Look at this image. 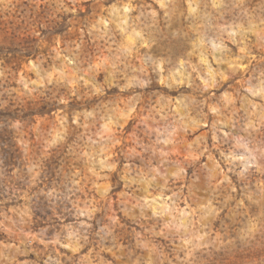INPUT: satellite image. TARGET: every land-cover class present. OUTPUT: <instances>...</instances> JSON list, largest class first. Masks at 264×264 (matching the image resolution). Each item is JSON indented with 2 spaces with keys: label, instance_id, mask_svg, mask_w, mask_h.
I'll list each match as a JSON object with an SVG mask.
<instances>
[{
  "label": "rangeland",
  "instance_id": "374dc122",
  "mask_svg": "<svg viewBox=\"0 0 264 264\" xmlns=\"http://www.w3.org/2000/svg\"><path fill=\"white\" fill-rule=\"evenodd\" d=\"M0 264H264V0H0Z\"/></svg>",
  "mask_w": 264,
  "mask_h": 264
},
{
  "label": "bare ground",
  "instance_id": "6f19581e",
  "mask_svg": "<svg viewBox=\"0 0 264 264\" xmlns=\"http://www.w3.org/2000/svg\"><path fill=\"white\" fill-rule=\"evenodd\" d=\"M194 47L197 49V52H199L198 53V56H199V62L200 63H204V64H206L207 66H209L208 68L210 69V64H209V57H207V52H206V49H205V47L203 46V44H202V41H200V42H198L197 44H195L194 45ZM193 53V55L194 54H196L195 53V50L192 52ZM191 58V57H190ZM214 60L216 61V62H221L222 60L221 59H219V58H214ZM180 65H182V67H180V70H177L176 72H174V73H172L171 72V80L173 81V82H175V81H177V83H178V81H183V82H185L184 80H186V83L189 85V86H191V82L193 81V82H197V80L196 79H193V77L187 72V70H186V68H185V66H184V64H180ZM200 65V64H199ZM203 66V65H202ZM198 67V66H197ZM161 70H164V68H162V66H160L159 67ZM207 68V67H206ZM195 71H198V75H202V74H200L201 73V70H200V72H199V69L200 68H193ZM231 71L233 72V74H236V73H238L239 72V69L237 68V67H233L232 69H231ZM170 73V72H169ZM194 75V74H193ZM213 75V74H212ZM200 77V76H199ZM212 79H214V78H212ZM170 79H169V82H167L166 80H164L163 82H165L166 84L167 83H169V85L171 84V83H173L172 81H171ZM162 82V83H163ZM207 83V84H206ZM193 84V83H192ZM204 84H205V87H209V85H210V83L208 82V81H204ZM180 85V84H179ZM197 85V84H196ZM201 86V85H200ZM200 86H198V88H201ZM172 87V86H171ZM193 87V86H192Z\"/></svg>",
  "mask_w": 264,
  "mask_h": 264
}]
</instances>
